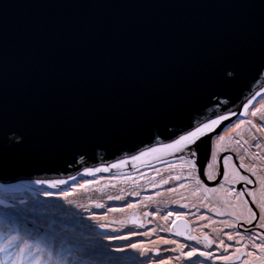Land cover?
<instances>
[{
    "label": "water",
    "instance_id": "obj_1",
    "mask_svg": "<svg viewBox=\"0 0 264 264\" xmlns=\"http://www.w3.org/2000/svg\"><path fill=\"white\" fill-rule=\"evenodd\" d=\"M256 93L248 108L264 97V0H0V186L75 174L61 192L182 155L208 182L213 136ZM221 115L195 156L131 159Z\"/></svg>",
    "mask_w": 264,
    "mask_h": 264
},
{
    "label": "rangeland",
    "instance_id": "obj_2",
    "mask_svg": "<svg viewBox=\"0 0 264 264\" xmlns=\"http://www.w3.org/2000/svg\"><path fill=\"white\" fill-rule=\"evenodd\" d=\"M258 107H260V104L258 106H255V108ZM255 108L253 107L251 111H253ZM257 118V121L259 123L255 122V119L253 123L264 125V121H261L259 117ZM236 120L237 121H235L234 125L240 120H253V117L249 115L246 119L241 117L237 118ZM246 124L247 123H245V125ZM234 125L226 129L221 135H224L226 137L229 134L231 135L230 138L238 135L239 139L242 136V147L231 145V141L229 140V146L225 144V146H223L224 148H222L220 152L222 150H227L235 154L238 159V157L241 156L239 151L244 150V153L247 154L253 161H255L256 164L254 163V166H260L262 162H264V147L257 148L255 147V145L259 143L261 144L263 142V140L261 139L264 137V132H258L255 128H251L250 125H243L240 129L233 131L232 129L234 128ZM246 127L248 128L246 129L245 133H243ZM249 129L251 130L249 131ZM216 136L217 135L213 136V138L215 137L214 141H216L220 135H218L217 137ZM253 136L256 137L255 140L253 139ZM244 140H247L248 143L245 144ZM233 142L235 143V140ZM216 147L217 144L215 143L212 150L211 145V151L215 152ZM244 147L247 151H245ZM215 156H217V153H215ZM241 162L243 161L239 160V164ZM162 167L136 174L117 173L110 174L108 176L98 175L94 178L91 177L93 179L90 180L81 179L78 183L70 185V189L62 190L68 192V199L62 198L59 195L60 192L54 191V188L50 189L51 191L48 189L47 192L36 194V197H29L31 195L20 191H16L18 192L16 193V196L2 194L0 195V220L2 222L13 224L15 226V230H17L20 234V239L22 241L26 240L29 244H32L33 251H35V249L39 246L29 236L22 237L23 232L21 231L20 227H18V223H22V225L26 228H36L39 233L44 232L45 229L52 228L53 226H57V228H53L54 230L59 229L62 232H73L76 229V225L81 224V222L84 220V216H93L95 214H98L99 216L104 217V219H102L101 221H97L92 225L93 230L91 231L85 230V227L79 228V234L83 236V241H78L76 242V244L81 245L80 248L75 247V249H70L68 252H64L63 248L68 245L64 244L66 243V240L62 239L60 242V250L62 251L57 248L55 255L56 257L52 259L50 253L46 249L39 247L40 254L43 257V260L50 261V264H76L79 261L76 258L78 256V253L80 255H82L84 252L90 253V251L94 248L103 252L104 256L100 259L94 257L93 264H159V262L162 260L167 261L171 264H204V262L197 261L199 259L201 260V256L193 257V259L189 261L185 258L184 255H182V251L183 253H188L191 248H197L199 251H203L204 249V252H211L213 254L212 258H204L205 261H211L212 264H225V262L219 260L218 257L223 254L229 255L233 258V256L238 254V251L235 252V240L228 241L227 237L224 239L220 238L223 230H227L228 233H233L234 231L240 232L244 237H248L249 235L254 237V233L250 234L248 231L241 232L236 227L232 228V230H228L226 228L227 226L225 222L232 223L237 226L238 221H247V219L249 218L247 208L246 210H242L239 212L235 210L234 212H231V214L230 212H223V214L221 215V219L215 217V222L211 224V233L214 239L218 237L220 239L219 241L214 240L215 245L212 249H207L206 247H204V245H199L200 248L191 246V248L189 249H184V247H181L179 245L175 246V244H160L155 245L150 250V252L147 254L148 256L150 255L148 258H145L144 256L139 260V262L133 261L127 253V250L130 248H125L123 252H117L114 250L117 247H123L132 242L149 243L152 240L156 239L155 236L157 235H154L153 238L149 237V232L153 227V224H157L155 222V218L158 217L159 213L162 215V217L165 215V212H162L160 209L170 207L173 203L185 200L191 201L192 205L197 201L202 202L203 197L200 196V191H195V183L188 179H185L190 174L188 172L187 174H185L187 169L186 162H177L174 164H169L168 166L166 165V167ZM216 170H218V167ZM250 173L254 176L258 174H253V172ZM215 175L216 174L211 175V179L215 178ZM219 175L220 174H218L217 178H215L214 180H210L207 176L206 177L210 180H208L210 184L217 185V187L219 188V185L224 181L223 176L219 177ZM178 176L181 177V179H176V177ZM231 179H233V177ZM165 180H167L168 183H164ZM238 180L239 179L236 178L233 181V188L235 182H237ZM85 181H93V183L88 185L86 190L81 189L77 186L79 184H84ZM186 184H188L190 188L192 187L190 193H188V188L185 187ZM259 184L261 187H264V183H262V181L259 182ZM180 185H183V187H181ZM42 186L46 188L48 184L46 187L45 185ZM217 187L215 188L216 192L218 191ZM168 189H175L173 192H171L174 194L171 195ZM48 192L53 193V195H45V193ZM260 192H264V189L261 188ZM224 195L227 194L225 193ZM109 196H120L123 199L109 200ZM252 197L257 202L255 196L253 195ZM68 200H72L73 203L70 204ZM236 200L243 201L242 198ZM2 202H5V204ZM96 203H103L105 205V208H96ZM129 203L133 204L134 207L126 208L125 206ZM259 203L262 202L254 203L258 210H260V208H258ZM233 204L235 205V203ZM250 205L248 204V208L250 207ZM204 206H207V204H205ZM110 207H124V211H107V209ZM197 210L199 209H196L195 212H197ZM254 212L256 213V211ZM145 213H150V215H145ZM191 214L198 215L197 217H201L199 214ZM134 217L136 221L135 224L133 223ZM39 219L46 221L53 219V221L44 224L40 222ZM196 223L199 224L198 221ZM218 223L222 224V229L217 233L216 229H213V227ZM260 223L261 222L258 220V223L255 224V228L261 229ZM100 224H105L107 225V227L101 228L99 226ZM141 224L143 225V227L149 226L145 231L148 232L147 236L136 235L133 236L131 240L108 239V237L115 235H129L133 231L140 233L139 228ZM241 225L244 228H248L249 226H252L254 224L252 223L248 226H245L242 223ZM198 228L203 229V227H200V224L198 225ZM166 232L171 234V231L167 230ZM163 235L165 234L161 233L160 237ZM256 236L258 238H256L254 242L257 244L261 243L259 237L264 235H262L261 233H257ZM236 239L239 240L240 238L236 237ZM221 240H226L225 244L232 245V247L229 248L227 252H224V245L220 244ZM170 249H176V251H170ZM238 249L245 253H247V251L250 252V250H248V248L244 246V244L239 246L237 250ZM246 249L247 251H245ZM72 258L74 259L71 260ZM247 259V256L240 255V260L236 261L235 259H230L227 264H246Z\"/></svg>",
    "mask_w": 264,
    "mask_h": 264
},
{
    "label": "snow or ice",
    "instance_id": "obj_3",
    "mask_svg": "<svg viewBox=\"0 0 264 264\" xmlns=\"http://www.w3.org/2000/svg\"><path fill=\"white\" fill-rule=\"evenodd\" d=\"M260 93H256L252 99H250L248 101L247 104L244 105V112L241 113V115H247L248 114V106L250 104H252V101L256 98V96H259ZM251 116L253 117H259V119L261 121H264V100L260 101V107L255 108L252 112H251ZM228 116L225 115H221L218 119H213L211 120L209 123H205L202 126L196 127L194 131H189L187 132V134L185 135H180L178 139H175L173 142L171 143H166L163 144L162 147H152V148H148L146 151H141L139 153L138 156H133L131 159L132 160H139L141 157L143 156H147L151 153H156L162 150H171L172 152H185L186 150L188 151V154L190 156H195V151L194 150H190L189 146L193 145L197 142L198 139H200L202 136L205 135V133L207 131H211L212 129H214L216 126L220 125V123L224 120H227ZM245 123H247L248 125L251 126V128H255L258 132H264V125H259V124H255L252 122V120H240L239 122H237L234 125V128L232 129L233 131L240 129L243 125H245ZM251 129H249L250 131ZM243 139V137L241 136L240 139H237L235 141L236 145H239L242 147L241 145V140ZM253 139L255 140L256 137L253 136ZM225 140V136L224 135H220L218 138V143L219 141H224ZM244 143H248L247 140H244ZM255 147L259 148L261 147L260 144H256ZM245 151H247L245 149ZM180 160H185V156H180L179 157ZM238 159L240 161L244 160V156H239ZM212 161L213 163H209L208 164V169L211 170L214 166V164L217 162V158L215 155H213L212 157ZM187 163H189L191 165V167L194 169L196 167L195 162L192 161L191 159H188L186 161ZM126 161L125 160H121L119 163L117 164H112L110 167L111 168H119L121 165L125 164ZM229 166H231L232 170H233V179L238 178L239 180L242 181H246L248 184H252L253 181L251 179H249L246 175H240V169H244L246 172L247 171H251L253 172V174H255L254 168L255 166H251L249 167L248 165H246L245 163L241 162L238 166L233 163V158L231 156H224L222 158V169L220 172V175L223 176V179L225 182L229 181ZM109 171V167H103V168H95V169H86L84 175L87 176H95L96 173L99 172H108ZM204 175L208 176L209 179L212 178L210 171L205 172ZM71 179L73 181H76L77 177L73 176L71 177ZM176 179H181V177H176ZM185 179H188L192 182L195 183V185L197 186L195 191H203L204 193H207L209 191L215 192L216 189H208L207 187H205L203 185V182L201 181L199 175H193V174H189L188 177H186ZM37 183H45V182H41V181H37ZM93 181H85L84 184H79L77 185L79 188L81 189H87L88 185L92 184ZM164 183H168L167 180L164 181ZM262 183H264V180H262ZM48 187L49 188H58L60 185H66L68 184L67 180H57V181H52V182H47ZM181 187H183V185H180ZM219 187L221 189L224 188V183H221L219 185ZM169 191H174L175 189H168ZM229 192L235 191V189H228ZM45 195L47 196H52L53 193L48 192L45 193ZM59 195L64 198V199H68V192L67 191H61L59 193ZM138 195V193H137ZM247 195L248 196H253L254 193L252 190H248L247 191ZM245 196V191L244 190H240V191H236V199H240L241 197ZM206 198V197H205ZM109 200H121L123 199L120 196H116V197H112L109 196L108 197ZM68 202L71 204L73 203L72 200H68ZM242 203L247 204V201H242ZM253 203H257L255 200L253 201ZM259 208H260V215L259 217H257V213L253 212L252 209L249 207L247 208V212L249 214V218L247 219V223L251 224L253 220H256L257 218L259 219L260 223V227L264 228V203H259L258 204ZM95 207L98 209H103L105 208V205L103 203H96ZM126 208H132L134 207L133 204L129 203L125 206ZM181 208H186L187 205H180ZM211 210V209H210ZM107 211H124V207L121 208H108ZM221 215L223 213H220ZM145 215H150V213H145ZM173 215V213L169 212L167 214H165L162 218L167 221L168 218ZM185 213L184 212H176L175 216L177 217V219H183ZM100 219H104V217H100ZM135 217L133 218V223L135 224ZM226 226L229 228H234L236 227L235 224L232 223H228L225 222ZM173 224H175V221H173ZM101 228H105L107 227V225L105 224H100L99 225ZM140 227H143V225L141 224ZM169 231H171V229H168ZM115 231V230H114ZM175 234L177 236L180 235H184L183 232L177 230L175 232ZM30 235V234H29ZM136 235H142V236H147L148 232H142V233H137V232H131L129 235H115V236H111L108 237V239L110 240H131V238L133 236ZM227 239L228 241H233L235 240L236 243H240V240L244 239V236L241 235L240 232H236V233H227ZM31 236V235H30ZM236 237H239L240 239L237 240ZM248 240L252 242V248L254 249H258L259 250V255H255L253 252H247L244 253L242 251H240L239 249L237 250L239 255H245L248 257L246 264H264V236H260L259 239L261 240V243L257 244L255 243V239L256 237H253L251 235H249ZM186 239L189 240H195L197 241V243H199L200 241L197 240V238L195 236H187ZM161 243L163 244H175L177 243V241L175 240H168V239H164L163 237L160 238ZM205 241H207L205 243V247L206 248H211L212 247V241H209L207 237H205ZM221 245H224V252H227L229 248L232 247L231 244H225V242L223 240L220 241ZM181 246V247H185ZM125 248H131L137 251H140L141 254H143L145 252V249L143 247L142 244L140 243H136V242H132L127 244L126 246L123 247H117L114 250L117 252H123L125 250ZM170 251H176V249H170ZM182 255L185 256V258L189 261H191L193 259V257L196 256H201L204 257L205 259H211L213 254L211 252H203V251H199L197 248H191L190 251L188 253H182ZM178 259V257H177ZM219 260L224 261L225 264H227V262L232 259L231 256L229 255H220L218 257ZM0 264H50V261H45L43 260L42 255L40 254V249L39 247H37L35 249V251H33V245L29 244L26 240H21L20 239V234L17 230H15V226H9L7 228L6 231H0ZM159 264H167V261H160Z\"/></svg>",
    "mask_w": 264,
    "mask_h": 264
},
{
    "label": "flooded vegetation",
    "instance_id": "obj_4",
    "mask_svg": "<svg viewBox=\"0 0 264 264\" xmlns=\"http://www.w3.org/2000/svg\"><path fill=\"white\" fill-rule=\"evenodd\" d=\"M261 100H264V97L261 98L259 101H257L254 105H252V106H250L248 108V114L247 115H241V117L246 119L249 115H251V112H252L251 109L253 107L255 108V106H258L260 104L259 102ZM254 119H255V122L259 123L257 121L258 120L257 117H253L252 122L254 121ZM235 121H237V120H235ZM235 121L230 124L229 128L234 125ZM221 134H216V135L218 136V135H221ZM214 139H215V137L212 140V150L214 148V144L216 143V141H217L218 145L220 144V146L217 145V147L215 148V152L211 151V153H210V161L205 166H203V171H204V173L209 171L208 164L209 163H213L212 157H213V155H215V153H217V156H216L217 162L214 164V168H215L214 174H216L215 178H217V175L220 174L221 169H222V158L224 156H231L233 158V163H235L237 166L239 165V160L237 159L236 155L233 154L232 152H229L227 150H222L220 152V150L222 148H224L223 146H225V144L229 146V143H230L229 140L219 141V143H218V139L216 141H214ZM217 149H219L218 152H216ZM187 160L188 159L185 158V160H183V161L186 162ZM177 162H182V160H180V159L170 160L168 162L159 163V164L153 165L151 167L142 168V169L138 170V172L141 173V172L151 171L153 169L160 168L162 166L166 167V165L168 166L169 164H174V163H177ZM186 164H187V169H186V173L185 174H187V172H188V173H191L193 175H199V169H198L196 164H195L196 167L194 169L191 167V165L189 163L186 162ZM217 167H218V170H216ZM240 171H242V172H240L241 175H246L249 179H251L253 181V183L252 184H248L246 181L238 180L237 182H235L233 189H235V192L236 191H240V190H244L245 191V196L242 197L243 200L244 201L248 200L247 201V206H248V204L250 205V203H251L250 208L253 210V212L256 211V213H257V215L259 217L260 210H258L256 208V206L254 205L253 197L247 195V191L248 190H252L253 191L254 189H257V188H259V190L261 188L264 189V187L263 186L261 187L260 184H259V182H261L262 180L258 179L257 176L252 175L250 173L251 171L250 172L249 171L246 172L244 169H241ZM199 177H200V175H199ZM215 178L210 179V180H214ZM200 179L203 182V185L205 187H207L208 189H213V188L215 189L217 187V185L210 184V182H209L210 180L209 179H208L209 180L208 182L203 180L201 177H200ZM37 187H43V186L38 184ZM195 188H197L196 185H195ZM191 189H192V187H191ZM16 191L24 192V193H27V194L31 195L30 193H28L26 191H23V190H12V189H9L7 186H0V195L9 194L11 196L12 195L16 196L17 195L16 193H18ZM188 191L190 192L189 189H188ZM199 194H200L201 197H203L202 198V202L197 201L196 203H194L192 205L191 201L185 200V201L173 203L170 207H165L163 209H160L162 212H165V214H167L169 212L173 213V215H171L168 218L167 221H165L163 219L164 220V222H163V226L164 227L162 228L161 233L165 234V235H163L161 237H163L164 239L177 241V243H175V246L176 245H179V246L186 245L184 247V249H189V248H191V246L200 248L199 245H204V247H205V243L207 242V241H205V237H207L209 241H212V247L211 248H207V249H212L214 247V245H215V241L214 240L215 239H214V237L212 236V233H211V224L215 222V217L219 218V219L222 218L220 213L230 212V214H231V212H234L235 210H237V207L233 204L234 201L236 200V196L235 195L232 196V197L226 196V195H224L225 192H221L219 190V188H218L217 192L216 191L215 192L209 191L207 193H204L201 190ZM29 197H36V196H32L31 195ZM249 201H250V203H249ZM205 204H207V206H204ZM180 205H187V207L186 208H181ZM254 207H255V209H254ZM229 208H231V209H229ZM196 209H199V210H197V212H195ZM176 212H184L185 213V215H184L182 220L181 219H177V217L175 216ZM191 213L199 214L201 217H197L198 215H192ZM258 220H259L258 218L256 220H253L252 223L254 225L249 226L248 228L242 227L241 224L243 223L245 226H248L250 224L247 223L246 221H241L240 220V221L237 222L238 224H237L236 228H238V230L241 231V232L248 231L250 234L254 233V237L258 238L256 236L257 233H261L262 235H264V233H263L264 232V228H262V227H261V229L255 228V224L258 223ZM173 221H175V224H173ZM193 221H195V222H193ZM197 221L199 222L200 227H203V229H199L198 228L199 224L196 223ZM148 227L149 226L140 227L139 228V230H140L139 232L140 233L145 232L148 229ZM226 228L228 230H232V228H229V227H226ZM168 229H171V232H170L171 234L166 232ZM177 230L183 232L184 235L177 236L175 234V232ZM160 234L155 236V238H160ZM187 236H195L197 238V240L200 241V242L197 243V241H195V240L186 239ZM164 245H166V244H164ZM203 252H204V249H203ZM182 253H183V251H182ZM233 259H235L236 261L240 260L239 253L236 254L235 256H233L232 260ZM197 261L198 262H204V264H212L211 261H205L204 257H201V260L199 259Z\"/></svg>",
    "mask_w": 264,
    "mask_h": 264
},
{
    "label": "bare ground",
    "instance_id": "obj_5",
    "mask_svg": "<svg viewBox=\"0 0 264 264\" xmlns=\"http://www.w3.org/2000/svg\"><path fill=\"white\" fill-rule=\"evenodd\" d=\"M247 125L248 124H246L245 126H247ZM247 128L248 127H246L244 129L243 133H245ZM230 136L231 135L228 134L225 137V140H230L231 145H235L236 147H239V145H236V143L233 142L234 140L236 141L237 139H239L238 135H235L232 138H230ZM261 140H263V142H264V137ZM242 142L243 141L241 140V143ZM263 142L261 144L259 143L261 145L260 148L264 147ZM216 144H217V141H216ZM218 146H220V144ZM244 149H245V147H244ZM218 151H219V149L216 150V152H218ZM239 153L242 156H244L243 162L246 165H248V166L254 165L255 161H253L247 154H245L244 150L239 151ZM209 171H210L211 175H213L215 168H212ZM254 171H256L255 173H258L256 175L258 179L264 180V162H262V164L260 166H255ZM73 176H76V175L72 174V173L65 174V180L70 181V178ZM232 177H233V170H232L231 166H229V179L230 180L228 182L223 181V183H224L223 189H221L219 187V190L221 192H225L227 194L226 196H229V197H232L234 195L236 196V192H233V191L229 192L228 191V189H230V187L233 188L232 183L235 179H231ZM37 181H39V179L35 178V177L34 178H28V177L27 178H19V179H14L13 181L7 182L6 185L9 189L23 190V191L30 193L31 195H34V193L38 192L37 189L41 188V187H37L38 186ZM185 187L191 191V188L189 187L188 184H186ZM171 192H173V191H169V193H171ZM188 193H190V192L188 191ZM253 193H254V196H255L257 202L264 203V192H260L259 188H257L255 190H253ZM172 194H174V193H171V195ZM34 196H36V195H34ZM242 200H243V198H242ZM234 203L237 207V211L246 210V208H248L247 204L242 203L241 200H235ZM57 214H59V213H57ZM100 217H102V216H99L98 214H95L93 216H84V220L81 222V224L76 225V229L73 232H70V231L62 232L59 229L54 230L53 228H57V226L56 227L53 226L52 228H47V229H45L44 232L39 233L36 228H26L22 225V223H18L19 226L18 225H16V226L20 227L21 231L23 232L22 237L29 236L39 247L46 249L50 253L51 258L53 259L54 257H56L55 255H56L57 248H59V250H60V242L62 239H65L66 243H64V244L68 245L65 248H63L64 252H68L70 249H75V247L80 248L81 245L76 244V242H78V241H83L82 240L83 236H81L79 234L80 233L79 228L85 227V230H89V231L93 230L92 225L95 224L97 221H101L102 219H100ZM39 221L46 224V223L53 221V219H50L49 221L39 219ZM155 222L157 224L156 225L153 224V227L151 228V230L149 232V237H152V238L154 237V235H159L161 233L162 228L164 227L163 226L164 220H163L162 215L160 213H159L158 217L155 218ZM9 226H13V224L2 222L0 220V231H5ZM213 229H216L217 233L220 232L222 229V224L218 223V224L214 225ZM227 233H228L227 230H223L221 235H220V238H222V239L226 238ZM234 233H236V231H234L233 234ZM160 238H156L149 243H140L143 245V247L145 249V252L143 254H141L140 251H137V250H134L131 248L127 250V253L131 257V259L133 261H136V262H139V260L141 258H143L144 256H145V258H148L150 255L148 256L147 254L150 252V250L155 245L162 244ZM220 238L219 237L215 238V240L219 241ZM26 239H29V238H26ZM224 242H226V240ZM242 244H244V246H246L248 248V250H250V252H253L257 256L259 255L258 249L252 248V242H249L247 237H244L243 240H240V243L235 244V247H236L235 252L237 251V248L239 246H241ZM60 251H62V250H60ZM246 251H247V249H246ZM77 255L78 256L76 258L79 261L76 264H93L94 257L100 259L104 256V253L99 251V250H96L94 248L93 250L90 251V253L84 252L82 255H80L79 253ZM73 259L74 258H72L71 260H73ZM167 264H171V263L167 262Z\"/></svg>",
    "mask_w": 264,
    "mask_h": 264
},
{
    "label": "trees",
    "instance_id": "obj_6",
    "mask_svg": "<svg viewBox=\"0 0 264 264\" xmlns=\"http://www.w3.org/2000/svg\"><path fill=\"white\" fill-rule=\"evenodd\" d=\"M136 173H139V172H138V171H136V172L125 173V174H136Z\"/></svg>",
    "mask_w": 264,
    "mask_h": 264
}]
</instances>
